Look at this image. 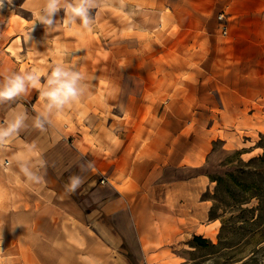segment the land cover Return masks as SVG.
<instances>
[{
  "label": "crops",
  "instance_id": "1",
  "mask_svg": "<svg viewBox=\"0 0 264 264\" xmlns=\"http://www.w3.org/2000/svg\"><path fill=\"white\" fill-rule=\"evenodd\" d=\"M45 2L23 0L21 7L30 16H36L34 13L44 15ZM64 2L61 0L60 10L51 17V25L39 21V27L45 26L47 32H52L51 46L44 47L43 51L39 49V54L33 57L42 85L57 66L58 59L66 58L59 55L56 46L60 47L61 37L64 39L69 29L75 30L74 40L77 41L72 47L75 49L67 51L68 59L76 58L81 51L83 58H88L89 65L95 60L105 62L96 55L98 44L80 37L99 32V36L95 35L101 37L98 42L102 44L101 33L108 28L105 10L109 1L91 0L93 6L88 9L91 31L82 28L80 18L72 22V17L66 16ZM166 4L164 0V8ZM114 5L123 12L125 8H131V24L121 27L123 31L142 33L151 30L150 22H141L139 16L154 17L155 0H116ZM11 17V3L5 0L4 7L0 9V37L3 36L0 83L12 74L13 58L7 50L12 46ZM228 17L229 13L226 15L227 23ZM64 20L69 23L58 27L57 24ZM171 23L170 30L174 27ZM175 25L176 29L183 28L177 21ZM54 30L59 32L54 33ZM40 34L41 30L39 39ZM19 38L23 43L24 35L20 34ZM132 38L130 43L138 39ZM63 42L68 46L73 41L64 39ZM137 44L139 46V40ZM29 58V55L23 56L20 62H14L17 65L26 63L28 67ZM149 61L156 63L155 58H109L105 63L110 62V67L102 65L92 66L89 71H70L79 74L80 78L107 80L108 85L104 87H84L89 95H103L110 101V104L99 105L92 97L85 100L91 112L90 126H103L105 122L100 117L95 119L97 116L92 112L109 113L107 123H104L106 130L99 133V138L115 141L107 143L100 139V143L103 141L105 145L98 152L96 148L77 145L72 135L63 132L56 116L48 119L39 114V109L45 111L39 105V90L29 88L12 100L0 102V129L8 128L17 116L24 117L22 127L0 143V248L4 250V256L10 258L6 264H181L183 258L173 243L185 239L189 231L203 236L200 227L205 226L203 222L208 219L210 208L203 196L209 183L207 174L196 172L191 176L167 180L157 197L145 189L139 177L153 175L152 169L155 172L156 167H160L163 173L166 164L174 167L175 174L183 173L181 170H198L205 157L199 142L203 138L199 137L198 141L197 132L194 130L190 134L185 125L173 138L161 142V148L154 145L157 142L155 126L164 127V121L160 119L156 123V118H153L156 104L149 97L147 102L142 101L146 94L151 93V85L157 75L154 67L151 71L148 67L146 75H141L140 63ZM111 64L115 65V72ZM26 70L30 71L29 68ZM27 98H32L30 108L36 116L25 105ZM106 106L112 107L109 112ZM38 117L42 119L41 127L36 126ZM112 125L114 130L109 129ZM166 133L164 130L163 134ZM158 149H161L158 158L161 162L153 166L150 161L155 162L153 153ZM172 149L174 161L168 162L165 152ZM106 152L110 153L107 155ZM50 155H57L55 165L49 161ZM104 173L108 177L100 184L94 176ZM72 175L84 178V183L74 192L79 197L77 199L73 197L74 193L65 189ZM126 176L132 180L131 189L124 186ZM41 177L42 180L36 179Z\"/></svg>",
  "mask_w": 264,
  "mask_h": 264
},
{
  "label": "rangeland",
  "instance_id": "2",
  "mask_svg": "<svg viewBox=\"0 0 264 264\" xmlns=\"http://www.w3.org/2000/svg\"><path fill=\"white\" fill-rule=\"evenodd\" d=\"M108 1L105 10L108 28L101 33L102 44L98 42L99 32H91L92 35L80 39L96 42L99 46L96 55L105 62L109 58H155L154 64L149 61L139 65L142 76L146 75L148 67L150 71L154 67L157 73L154 81L151 80V93L142 99L147 102L149 97L156 104L153 111L156 123L160 119L164 121V127L155 126V146L161 148V142L173 138L183 125L190 134L194 130L197 132L198 141L199 137L203 138L199 142L205 157L200 169L181 170L183 173L175 174L174 167L166 164L163 173L156 167L155 172L152 169L153 175L139 176L145 189L155 197L167 180L196 172L205 173L209 178L203 196L210 204L209 210H213L203 222L205 226L200 227L203 236L198 235L209 243L197 246L193 241L195 235L189 231L185 239L173 243L183 258L181 264H264V161H259L264 153V1L166 0L164 8V0H155V16H139L141 22L149 21L151 27L150 31L142 33L123 31L121 27L131 24V8H125L123 12L115 7L116 0ZM22 3L23 0H11L12 46L7 50L13 58L12 74L27 72L26 68L39 71L33 57L39 54V49L43 51L44 47L51 46L52 32H47L45 26L39 27L40 20L24 12ZM221 12L230 14L226 35L221 33L218 19ZM176 21L182 29H176ZM170 23L174 26L172 30ZM67 24L64 20L57 25ZM20 34L25 37L23 43ZM75 35V30L69 29L64 39L73 41L72 44L64 45L62 37L60 47L56 44L59 55L66 56L59 58L57 65L73 72L89 71L92 66L110 67V62L98 60L89 65L81 51L76 58L68 59L67 51H73V45L76 46ZM133 36L138 39L130 43ZM2 40L1 35L0 44ZM2 53L3 47H0ZM27 55L30 56L28 67L26 63L17 65L16 62ZM111 67L115 72V65L111 64ZM96 85L104 87L108 83L97 77L79 78L76 88L80 95L77 98L70 99L59 109L53 108L50 112L39 109L38 112L48 119L56 116L63 132L72 135L77 145L97 151L105 145L103 141L115 140L99 138V133L106 130L104 123L109 116L106 111L92 112L97 116L95 119L105 120L103 126L89 125L91 112L85 100L92 97L96 104H110L103 95H89V91H85L84 87L93 89ZM38 98L41 109L45 110L46 100ZM24 103L36 116L30 108L32 98L25 99ZM106 108L109 112L112 107ZM109 129L114 130L115 126ZM191 144L189 142V146ZM172 146L175 147L174 142ZM160 151L153 153L156 157L155 162L150 161L151 165L156 163L157 166L161 162L158 160ZM173 151L165 152L168 162L174 161ZM56 156H49L53 165L57 163ZM94 177L102 184L108 176L104 173ZM132 185V180L126 176L125 188L131 189ZM73 197L77 199L78 196L74 193Z\"/></svg>",
  "mask_w": 264,
  "mask_h": 264
},
{
  "label": "clouds",
  "instance_id": "3",
  "mask_svg": "<svg viewBox=\"0 0 264 264\" xmlns=\"http://www.w3.org/2000/svg\"><path fill=\"white\" fill-rule=\"evenodd\" d=\"M10 4L11 0H7ZM5 0H0V9L4 7ZM91 0H73L69 3L67 0L64 2V10L66 15L72 17V22L75 18H80L81 26L83 29L91 31L89 28L90 20L88 17V9L92 7ZM61 0H46L43 13H34L36 18L43 22L45 25H51L53 20L51 17L60 10ZM69 23L65 20V24ZM79 74L72 73L65 70L62 66H55L50 73L46 76V82L41 84V77L37 69H32L28 72L13 73L10 76L4 78V81L0 83V102L12 100L15 97L26 93L29 88L37 89L40 91V97L47 101L45 105V111L50 112L53 108H61L70 99L77 98L76 82L79 79ZM24 117L17 116L12 121L8 128L0 129V143L4 142V138L15 133L23 125ZM36 126L41 127L39 117L36 121ZM30 178H33L30 176ZM42 180L43 178H36ZM84 178L79 175H72L68 178V183L65 185V189L69 193H74L82 184ZM4 250L0 248V264H6L9 261V257L4 256Z\"/></svg>",
  "mask_w": 264,
  "mask_h": 264
},
{
  "label": "trees",
  "instance_id": "4",
  "mask_svg": "<svg viewBox=\"0 0 264 264\" xmlns=\"http://www.w3.org/2000/svg\"><path fill=\"white\" fill-rule=\"evenodd\" d=\"M262 148H264V146H262ZM259 158H260L259 161H264V153H262V155ZM212 210H213L212 208L209 210L210 214ZM193 241L195 242L197 246H204L207 243H209L208 240L203 239L201 236H198V235L193 236Z\"/></svg>",
  "mask_w": 264,
  "mask_h": 264
},
{
  "label": "built area",
  "instance_id": "5",
  "mask_svg": "<svg viewBox=\"0 0 264 264\" xmlns=\"http://www.w3.org/2000/svg\"><path fill=\"white\" fill-rule=\"evenodd\" d=\"M218 19L221 21L220 26H221V33L223 35L227 34V19H226V15L225 13L221 12V14H219Z\"/></svg>",
  "mask_w": 264,
  "mask_h": 264
}]
</instances>
